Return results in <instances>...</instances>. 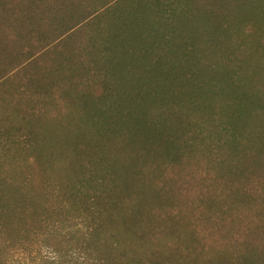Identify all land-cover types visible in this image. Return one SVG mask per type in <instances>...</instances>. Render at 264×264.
<instances>
[{
    "label": "trees",
    "instance_id": "obj_1",
    "mask_svg": "<svg viewBox=\"0 0 264 264\" xmlns=\"http://www.w3.org/2000/svg\"><path fill=\"white\" fill-rule=\"evenodd\" d=\"M8 1L10 11L17 5L25 6L15 10L18 18L15 23L0 22V43L13 42L18 47L13 54L8 51L13 46L0 51V148L13 157H17L16 151H25L31 140L30 131L21 119L27 120L40 105L63 98L64 84L70 87L71 80L78 79L88 86L97 84L90 81L98 82L102 89V80H95L96 75L91 73L105 71L102 61L109 45H101L96 36L102 19L109 23L121 17L133 29L149 19L160 23L171 20L184 2L110 0L104 10L94 8L86 15L72 16L79 22L74 20L77 23L66 30L65 27L59 31V27L53 26L52 31H47L55 19L36 20L41 19L37 17L39 0ZM112 2L122 3L120 10L108 9L113 6ZM8 16L10 13L5 17ZM50 19L54 20L46 22ZM88 20L89 26L84 28ZM73 36L86 39L73 44L68 41ZM60 74L63 76L58 79ZM185 76L194 87L180 90L177 96L175 92L168 95L165 107L166 121L173 123V132L161 138L160 145L152 138L148 150L176 151L175 158L194 157L196 163L190 167V170L196 168L193 174L188 176L190 172H185L184 176L188 177L183 178V170L177 171L172 165H157L146 173L141 169L133 172L135 168L121 165L119 168L124 173L115 172L116 162L105 161L109 152L104 150L129 145V123L120 121L116 134L94 140L92 151L75 155L77 160L66 173L68 181H29L27 177L32 178L29 172H23L24 178L20 181H14L9 174L1 178L0 264H264V175L257 174L259 170L264 171V165L247 168L252 153L241 154L243 162L246 160L243 163L235 152L255 150L264 156V120H241L242 104L250 101L247 92L233 87L207 89L193 73L186 72ZM229 91H238L239 102L228 118L217 117L223 105L214 112L215 116L213 112L208 117L195 111L200 98H211V104L216 92ZM170 112L174 116L178 114L177 121L170 119ZM24 130L27 134L22 136ZM215 134L219 137L216 143ZM139 148L144 149L142 145ZM197 150L206 153L198 158ZM220 152L225 156H219ZM228 156L232 161L238 159L241 167L225 169ZM31 157L33 153H27L26 162L30 163ZM221 173H230L229 181H240L236 185L240 194L235 196L232 205L221 200L220 204L212 205L211 200L207 198V203L205 196H201L208 188L200 185V195L188 206L198 211L195 215L186 209L187 202L178 199L170 200L171 208L173 211L181 208L185 211L183 214L160 211L161 201L154 203L156 213L144 212L133 197L136 196L134 189L118 182L150 180L164 185L166 181H219ZM259 182L263 183L260 188L252 185ZM220 192L225 195L219 198L234 193L230 188ZM213 208L218 212H212ZM245 209L249 214L237 216L232 211ZM233 223L240 230L229 235L226 228ZM213 235L218 242H208ZM190 239L196 243L193 248L188 247ZM204 241L211 244L210 252Z\"/></svg>",
    "mask_w": 264,
    "mask_h": 264
},
{
    "label": "rangeland",
    "instance_id": "obj_2",
    "mask_svg": "<svg viewBox=\"0 0 264 264\" xmlns=\"http://www.w3.org/2000/svg\"><path fill=\"white\" fill-rule=\"evenodd\" d=\"M108 1L110 0H39L37 17L41 19L36 20L53 17L55 20L46 21L49 23L54 20L52 26L48 25L47 31H52L54 27H59V31L66 27V30L78 21L72 16L86 15L94 8L98 11L104 10ZM181 3L182 7L173 14L171 20L160 23L149 19L133 29L130 28V23L121 17L109 23L102 19L96 36L101 45H109V49L105 50V60L102 61L105 71L102 74L98 71L91 73L96 75L95 80H102L103 90H100L101 84L98 82L89 83H97L100 86H88L87 82L73 79L70 87L67 83L63 85V98H58L48 105H40L27 120L22 118L21 123L24 122V127L30 131L31 140L26 144L25 151L15 152L17 157L0 148V181L8 174L14 181H20L24 178L23 172L32 174V178L27 177L29 181H68L66 173L75 164V155L92 151L94 140L116 134L122 122L129 123V145L104 150L109 152L105 161L116 162L115 172L124 173V170L119 168L121 165L124 168H135L133 172L141 169L144 173L157 165H172L177 171L183 170V178L192 175L196 170L195 167L190 170L196 163L193 161L194 157L175 158L173 154L176 151L168 153L161 149L148 150L152 138L160 145L163 143L161 138L173 132V123L166 121L165 107L168 95L175 92L177 96L180 90L194 87L192 82L186 80V72L193 73L196 79L200 78L203 87L207 89L213 88L216 91L233 87L239 92H247L250 101L242 104L241 120H264V0H184ZM121 4L114 2L108 9L120 10ZM23 7L25 6L20 4L10 11L11 2L0 0V11H3L0 12V22L4 20L15 23L18 20L14 15L15 10ZM9 13L10 16L5 17ZM89 23L90 20L85 22L84 28H88ZM33 25H36L35 20ZM57 36L53 38L56 39ZM79 39L78 36H73L68 41L78 44L82 40ZM84 39L86 38L83 37V42ZM10 46L13 48L10 49ZM0 47L2 52L9 48L8 51L12 54L18 48L13 42L5 41L0 43ZM54 60L53 63L56 64ZM67 73L71 74V71L67 70ZM62 76L57 75V78ZM237 93L238 91L223 94L216 92L217 96L212 99L211 104V98H200L195 111L209 117L223 105L224 109L219 110L217 117L228 118L239 102ZM168 116L171 120L179 118L171 112ZM26 134L27 131L24 130L21 135ZM218 139L215 134L214 143ZM118 142L121 144L122 138ZM206 144H209L207 140ZM140 145L144 149L139 148ZM253 151L255 150L238 149L235 152L238 158H241L244 152L252 153V161L247 163V168L254 169L259 167L258 165H264V156ZM27 153H33L30 163L25 160ZM205 153L197 150L196 154L200 158ZM245 162L246 160L243 163ZM232 166L241 167L238 159L232 161L230 156L226 157L224 168ZM12 171L17 175L12 174ZM185 172L190 174L184 176ZM229 174L221 173L219 181H166L164 185L150 180L129 179L130 181L118 182L134 189L136 196L133 197L144 212L156 213L154 203L161 201L160 211L183 214V209L173 211L171 208L170 200L178 199L183 203L187 202L186 209L191 211V215H195L198 211L188 206L197 200L195 196L200 195V185L208 188L209 191L201 193V196H205V200H211L212 205L220 204V200L227 205L234 203L235 196L240 194L236 187L240 181H229ZM257 174L263 176V169ZM169 175L173 176L172 173ZM252 185L260 188L263 183ZM224 188L232 189L235 194L229 193L219 198L218 196L225 195L220 192ZM213 209L212 212H218ZM219 210L221 211L220 207ZM232 211L237 216L238 213L249 214L246 209ZM239 230L238 225L234 223L226 228L229 235ZM215 240L214 235L208 238V242ZM195 244L190 239L188 247L193 248ZM204 245L210 252L208 247H211V244L204 241Z\"/></svg>",
    "mask_w": 264,
    "mask_h": 264
}]
</instances>
